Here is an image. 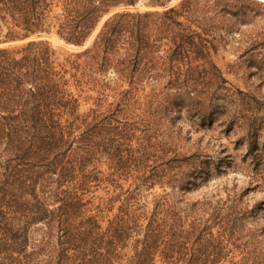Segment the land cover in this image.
<instances>
[{
	"label": "trees",
	"instance_id": "obj_1",
	"mask_svg": "<svg viewBox=\"0 0 264 264\" xmlns=\"http://www.w3.org/2000/svg\"><path fill=\"white\" fill-rule=\"evenodd\" d=\"M138 1L0 0V264H264V228L247 227L264 199L165 191L215 175L183 117L257 147L264 2ZM108 14L81 52L45 39L79 46ZM230 44L243 89L213 60Z\"/></svg>",
	"mask_w": 264,
	"mask_h": 264
},
{
	"label": "rangeland",
	"instance_id": "obj_2",
	"mask_svg": "<svg viewBox=\"0 0 264 264\" xmlns=\"http://www.w3.org/2000/svg\"><path fill=\"white\" fill-rule=\"evenodd\" d=\"M158 1L163 7H169L176 5L180 0ZM122 9L123 8L113 9L110 14ZM150 9H153L151 8L150 0H141L140 3L138 1L135 8H130V10L138 11ZM155 9L161 8L157 7ZM108 16L109 14L101 19V22L96 27V29L100 28V25ZM95 31L91 34V36H93V34L94 36L91 42L87 44L88 46L95 38L97 33V31ZM45 39H47L53 45V47L61 50L62 52L65 51L67 53H76L84 50L64 42L57 35H55L54 32L45 37ZM16 43L20 44V42ZM234 53L235 51L233 45L230 44L226 49H222L216 55H214L213 60L221 69V71L224 72L227 80L231 84L243 89L246 81L251 82L254 81V79L253 77H248L247 72L249 69L245 67L244 63L236 59ZM251 70L252 69H250V71ZM182 120L184 121L182 135L186 144L185 148L192 146L193 149L189 152H194V147L196 144L199 143V145L202 147L207 145L208 150L206 151L211 156L209 160L211 163H209L207 167L215 175L211 176L205 185H200L199 182L201 183V181H198L197 186L191 188L188 191L180 189H175L172 191L169 187H166V192L170 193L173 198H185L193 201L199 199L205 194H209L219 184L220 186L224 185L227 186V188H233L235 190H246V195L244 198L248 200L249 205L264 199V184L259 185L254 181V179H251V177L254 175L256 178H261L264 182V133L257 138V147H251L247 141L241 137V134L238 131L232 130L231 132H224L218 128L216 124H214L211 129L204 128L194 130L193 128H190L192 125L191 120H188V118L184 117ZM213 160L214 163H212ZM216 165H219V169L217 171L214 170ZM151 192L162 193V189L156 185L151 190ZM262 207L263 210L261 209L260 212H258L253 222L249 221L247 223V227L256 228L257 230L264 228V204Z\"/></svg>",
	"mask_w": 264,
	"mask_h": 264
},
{
	"label": "water",
	"instance_id": "obj_3",
	"mask_svg": "<svg viewBox=\"0 0 264 264\" xmlns=\"http://www.w3.org/2000/svg\"><path fill=\"white\" fill-rule=\"evenodd\" d=\"M169 1H171V0H169ZM259 1L264 2V0H259ZM140 2H141V0H139V3H140ZM86 41H87V40H85V41H84L81 45H79V46H74V45H73V46L76 47V48L86 49L87 47H89V46L91 45V44H90V45L88 46V45L86 44Z\"/></svg>",
	"mask_w": 264,
	"mask_h": 264
},
{
	"label": "bare ground",
	"instance_id": "obj_4",
	"mask_svg": "<svg viewBox=\"0 0 264 264\" xmlns=\"http://www.w3.org/2000/svg\"><path fill=\"white\" fill-rule=\"evenodd\" d=\"M98 29V28H97ZM97 29H96V31H97ZM95 31V32H96ZM93 36H94V34H93ZM93 36H91L89 39H88V41H87V43L86 44H88L89 42H91V40L93 39Z\"/></svg>",
	"mask_w": 264,
	"mask_h": 264
}]
</instances>
